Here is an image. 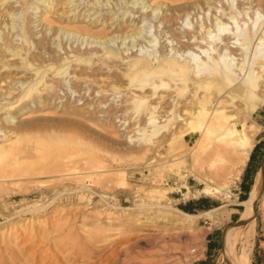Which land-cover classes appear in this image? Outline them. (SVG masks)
I'll return each mask as SVG.
<instances>
[{"label":"bare ground","instance_id":"1","mask_svg":"<svg viewBox=\"0 0 264 264\" xmlns=\"http://www.w3.org/2000/svg\"><path fill=\"white\" fill-rule=\"evenodd\" d=\"M78 1L86 3L85 6H89L88 10L93 9V13L98 14L93 19H90L89 14L82 16L89 24L98 22V25L106 28L114 27V30L125 24L133 29L121 35L96 37L85 29L80 31L66 26H54L53 20L48 18L45 21L48 32L51 33L49 32L46 37L47 32L44 28V36L35 38L34 23L28 24L27 19L28 16H32L29 15L32 12L29 10L32 3H35L32 8L36 9L34 15L40 18L47 12H52L57 4L65 5L67 10H63L62 13L67 14L71 10L70 7L74 6L72 9L79 7ZM141 1L0 0V158L2 159L0 163L2 168L7 169L5 173L1 172L2 168L0 169V183L3 184L7 179L26 180L25 184H33H31L33 191L43 193L52 190L51 196L49 195L50 197L48 196L49 198L42 204L47 205L46 207L62 199L63 190L58 189V184H62L63 188L66 184L70 186L72 184L70 191L68 187L66 188L69 196L65 199L73 200L74 192L88 189L91 195L80 194L78 201H85L84 198L88 197L90 204L93 191L88 182V179L92 180L89 175L94 171L101 172L105 167L107 169L108 165L106 166L99 152H94L96 147L93 144L96 142L92 144L87 138L86 122L107 121V116L103 117L104 110H99L105 100L98 101V99L108 91L113 92L114 95L120 93L121 86L117 83L119 80H125L124 91L128 96L123 101H126L127 105L123 104L111 109L109 107L105 115L113 109V114L119 111L127 113V109L131 110L130 116H119L118 119L120 125L124 126L123 129L133 127L123 131L130 139L128 142L139 141L142 144L141 152L145 155L150 151L157 153V148L164 139L172 147L176 141H187L185 136L196 135L193 141L187 143H189L188 155L194 163L189 167L190 172L195 179L204 184L202 188H198V192L213 197L227 195L229 184L239 176L259 131L258 126L253 124L250 126L254 129L246 128L243 115L250 116L259 106H264V92H261L260 84V79L264 77V51H262L264 24L260 26L258 17L254 16L256 14L260 16V10L264 11V0ZM16 2L19 5L14 6ZM125 6L128 8L124 9ZM132 6H135L134 14L138 13L136 18L133 14V16L129 15ZM119 9L122 10L117 12ZM18 12L20 16L16 18L15 14ZM26 13L28 16H25ZM250 13L253 17H247ZM153 17L156 18L155 21L153 20L154 30L152 34H147L150 30L145 23L144 26L140 23L145 20L147 24L153 22L151 19ZM193 17L195 23L187 21L189 18L192 20ZM246 19H250V22L248 23ZM161 24V30L157 31ZM60 31L67 36L82 34L83 37L74 47L71 46L72 42L69 43L71 48L68 49L66 42H62L63 35H59ZM165 33L169 34L170 42H165L161 46L165 39L161 43L160 39ZM78 40L79 37L75 39L77 43ZM229 40H232L231 45ZM83 42L84 47L81 46ZM155 43L158 44L157 48ZM33 45L39 51H31ZM143 46H146V49ZM237 51L240 53L235 54ZM235 59L236 62H231ZM92 65L110 71L104 79H98L99 83L104 82V85L91 89L90 94L96 92L98 98L91 102L84 100L82 104L87 106L82 109L67 101L51 103L52 98H58V92L62 90L61 79L65 80L71 75L74 84L79 80L86 82L92 74H87L84 67L90 68ZM13 71H16L14 75L18 71L31 72L32 75L11 76ZM88 89L89 87L86 91ZM83 96L84 94L80 98ZM238 100L243 101L244 107L241 103L243 110L233 105ZM165 102L167 105H164ZM48 104L58 108L65 117L41 115L42 117L19 119L21 116L41 111L43 109L41 107ZM231 105L241 113L239 114L238 111L229 113L226 109ZM90 106L92 108L88 109ZM95 109L99 111L96 116L92 115ZM111 124L115 125L113 122ZM237 125L240 127L238 128ZM132 131L133 133L130 134ZM123 132L117 131L119 134ZM167 132L171 133L169 138L166 136ZM73 154L78 159L75 157L72 159ZM227 156L233 157L228 159ZM113 157L112 159H115ZM179 159L180 157L174 158L172 161L175 162L165 165L163 169L183 177L179 169L180 163L177 162ZM195 160L202 162L199 167L194 166ZM151 161L153 160L149 162ZM153 165L157 167V164ZM96 184H99V181H96ZM107 185L111 186L110 183ZM182 187L186 189V193H189L190 190L185 183ZM260 188L261 179L258 177L248 197L238 202L243 207L239 219L246 222L229 225L223 231L222 248L225 235L230 232V240L222 250V255H225L224 264L251 263L250 253L255 234L253 203L258 197ZM32 189L25 187L23 190H18L23 195L22 200L35 195ZM99 194L106 205H113L107 200L108 193L104 189ZM261 201V206H264V195ZM221 207H214L198 214L178 209L172 215L175 220L192 222L193 219L210 215L211 211ZM41 208L42 206L27 208V214L37 213ZM21 212L16 211L12 217L20 216ZM238 244L240 248L237 251ZM80 247L87 246H77V243L71 240L65 248L72 252L80 250Z\"/></svg>","mask_w":264,"mask_h":264},{"label":"rangeland","instance_id":"2","mask_svg":"<svg viewBox=\"0 0 264 264\" xmlns=\"http://www.w3.org/2000/svg\"><path fill=\"white\" fill-rule=\"evenodd\" d=\"M144 1L145 0H142L141 2ZM78 2L80 3L79 7L76 9H72L74 6L70 7L71 10L67 14L62 13L63 10H67V7L63 4H57L52 12H47L40 18L34 15L36 9L32 7L35 3H32L29 8V10L32 11L29 15L32 16L29 17L27 13L25 16H28V24L31 25L34 23L33 33L36 34L35 38L44 36V28L47 32L45 36L51 33V31H49L50 33L48 32L46 26L47 22L45 20L48 18L53 20L54 26H66L76 28L80 31L87 30L88 33L96 37L110 34L121 35L133 29V27H129L125 24H122L115 30L113 29L114 27L106 28L98 25V22L89 24L87 20H83L82 16L89 14L91 16L90 19H93L98 14L93 13V9L88 10L89 6H85L86 3H81V1ZM17 5H19L18 2L14 4V6ZM117 8L118 6H116L115 9ZM125 8H128V6H125L124 9ZM148 9L149 8H147V10ZM121 10L122 9H119L117 12ZM131 10L129 15H134L136 18L138 13L134 14L135 6H132ZM71 15L72 17H70ZM74 15L75 18L73 19ZM15 16L17 18L20 16V13L18 12ZM113 16L114 15H112V17ZM249 16L253 17V14L250 13L247 17ZM254 16L258 17L257 21L260 26L264 24V11L260 10V16L257 14ZM153 18H151L152 21H155L156 18ZM30 20L33 22L31 23ZM145 21L140 23V25L144 26L145 23V26L150 30L147 34H152L154 30V21L148 24ZM187 21L195 23V17H193L192 20L189 18ZM246 21L249 23L250 19H246ZM178 22H180V20ZM258 23L256 25H258ZM114 24L112 26H114ZM176 25L178 26V24ZM161 27L162 24L156 30L160 31ZM174 27L175 26H173V28ZM61 34L63 35L62 42H66V47L68 49L71 48L69 43L72 42L71 46L74 47L76 44L80 43L83 37L81 36L82 34L80 36L71 34L67 36L66 33L60 31L59 35ZM72 36L75 37L72 38ZM78 37L79 40L77 43L75 39ZM163 39H165V41L161 43ZM88 40L90 41V38H88ZM117 42H119V39ZM165 42H170L168 33H165L160 39L161 46L164 45ZM231 42L232 40H229L230 45ZM81 46H85L84 42ZM81 46L80 48H82ZM157 46L158 44L155 43L156 48ZM143 47L145 48L146 46ZM148 48L149 47H147V49ZM61 49L62 47L59 48V50ZM134 49L135 48H133V50ZM31 51L37 52L39 49L33 45ZM128 52H130V50ZM238 53L240 52H235V54ZM230 57H232V54ZM239 57L241 58V56ZM231 62H236V59L231 60ZM84 68L87 74H92L93 76H89V80L86 82H81L80 80L77 82L75 81V84L71 75H68L65 80L64 78L61 79L60 84L63 85L62 90H59V94L57 95L58 98H52L53 100H51V103L54 102L56 104L57 102L67 101L71 105H76L80 107L79 109H82L87 106V104H82L84 100H90L91 102L99 97L96 92L90 94L91 89L104 85L105 83H99L98 79H104L110 71L99 69L97 65L96 67L92 65L90 68L86 66ZM15 72L16 71H13L11 76L24 77L32 75L31 72L24 71H18L14 75ZM110 74H112V72ZM95 80H98V82ZM124 83L125 80H119L117 83V85L121 86L120 89L122 91L120 93L114 95L113 92L108 91L98 99V101L105 100V103L101 104L99 110H104L103 117L107 116V121L100 122L97 120L96 123L98 122V125H96L95 122H86L88 131L86 130L87 134H85L92 144L96 142V144H93V146L96 147L94 152H99L98 154L105 160L106 166L108 165L107 169H105V167L101 172L94 171L95 173L92 172L89 175L95 183L93 184L92 180L88 179L89 184H91L90 188H92L91 190L93 191L90 204L88 197L84 198L85 201H78L80 194H84L85 196L91 195L88 189H83L77 193L74 192L75 196L73 200L65 199L69 196V191L73 187L72 184L70 186L65 183L66 186H64V188L62 184H58V189L61 188L60 190H63L62 199H60L58 203L46 207L47 205L42 204L51 196L53 193L52 190H49V192L47 190V192L45 191L43 193L37 192V190L33 191V187H31L33 184H25L27 182L26 180L7 179L3 184L0 183V264H59V262L60 264H202L209 259L211 260L210 264H224L225 255H222V250L230 240V232L225 235L223 248L220 240L221 234L226 227L232 225L239 219L243 210V207L242 209L237 208L239 206V196L241 195L239 186L241 172L239 176L229 184V192L227 195L222 194V196L213 197L212 195L198 192V188H202L204 184L195 179L190 172L189 167L192 166L193 162L188 155L189 143L187 142L193 141L196 135L185 136L187 141H176L172 147L164 139L159 148H157V153L156 151L154 153L150 151L143 155L141 152L142 144L139 143V141L135 143H132V141L128 142L130 139L125 132H123L125 130L123 129L124 126L120 125V121H118L119 116H130L131 113L129 114V112L131 110L127 109L128 112L127 110L125 111L128 114L123 111L113 114V109V111L105 115L106 111L112 107H119L123 104L127 105L126 101H123L128 96V93L124 91ZM260 84L261 92H264V77L260 79ZM87 87H89L88 91H86ZM82 94H84V96L80 98ZM106 95L108 96L106 97ZM92 97L93 99H91ZM166 103L167 102H165L164 105H167ZM241 103L244 107V103L241 100L235 101L233 105H236L237 108L240 109L242 107ZM233 105H231L232 107L229 106L226 110H229V113L238 111L240 114V110L243 107L238 110L236 107L233 108ZM41 108H43L41 111L21 116L19 119L22 117L28 119L37 116L44 117V115L45 117L54 116L55 118L65 117L58 108H53L52 104L45 105ZM91 108L92 106L88 109ZM255 112L264 114V106H259L250 116L245 117L243 115L244 118H242L246 120H243L244 125L250 130L254 129L250 124L258 126L259 131L255 137L256 139L257 137L264 138V122L260 123L254 120L253 116ZM98 113L99 111L95 109V113L92 115L96 116ZM108 117L111 118L110 121H108ZM112 122L115 124L114 126L111 124ZM237 127L239 128L240 126L237 125ZM131 128L133 127H126V130ZM118 130H122L123 133H117ZM172 131L174 132V130ZM172 131L171 133H173ZM132 133L133 131L130 134ZM171 133L167 132L166 136L169 138ZM97 145H99V147ZM182 147L183 149H181ZM98 149L100 151H98ZM101 152H104V154ZM96 156L97 154L94 155V157ZM175 156L178 158L180 157L177 162L180 163L179 169L183 177L176 176L163 169L165 165L175 162L172 161L176 158ZM74 157L78 159L75 155L72 159H74ZM112 157L116 160L112 159ZM232 157L233 156H227L228 159H232ZM71 158L68 159L70 160ZM1 160L0 158V161ZM150 160L153 161L149 162ZM194 162L195 167H199L202 163L200 160H195ZM153 164H157V167ZM1 168L2 164L0 169ZM1 172L5 173L7 169L2 168ZM258 177L261 179L259 171L256 178L253 179L251 186H253ZM95 180L99 181V184H96ZM109 183L111 186L107 185ZM183 183L188 186L190 190L189 193H186V189L182 187ZM25 187L32 189L35 195L26 200H22L23 195L21 192H18V190H23ZM102 189L108 193L107 200L113 205H106L104 201L100 199L99 193H101ZM198 197H205L218 203V206L222 207L218 210L211 211L210 215L197 217L193 219L192 222L175 220L172 214L180 209L179 207L187 200L196 199ZM261 203L262 201L259 200L256 214L253 212L255 219V234L250 258L255 260V264H264V238H262L264 236H260L261 233L264 234V206H261ZM41 206V210L37 213L28 212L29 214H27V208ZM18 210L19 212L22 211L21 215L12 217ZM99 233L100 235H98ZM211 236L214 237L217 247L214 251L207 254L206 246L208 240H211ZM71 240L75 241L77 246H87V249L85 247H80V250L69 252V249L65 247L69 245ZM239 248L240 244L237 246V251ZM208 255L211 256L208 257Z\"/></svg>","mask_w":264,"mask_h":264},{"label":"crops","instance_id":"3","mask_svg":"<svg viewBox=\"0 0 264 264\" xmlns=\"http://www.w3.org/2000/svg\"><path fill=\"white\" fill-rule=\"evenodd\" d=\"M253 117H254V120L256 122H260V123L264 122V114H261L260 112H255ZM261 141H264V138L257 137V139H256V137H255V142H254L253 148H254V146L258 145ZM253 148L248 155V159H247L246 163L244 164V166L241 169V180L239 181V186L243 180H245L246 182L250 181V183L252 185L253 179L256 178V175H257L258 171L260 170V167L262 164V157H264V146L258 145L254 152H253ZM240 189H241V186H240ZM240 192H241V194L243 193L242 189ZM202 198H205V197H198L196 199H190V200H187L186 202H184L183 204H186L187 202L191 201L192 203L189 204V207L193 208V210L195 211L194 213H199V212H202L205 210H209V209H212V208L217 207L219 205L218 203L211 201L209 199H207L206 202H204V201L202 202L201 201ZM204 205H209V206L210 205H217V206H211L209 208H200V207H203ZM260 236H264V234L261 233ZM221 237H222V234H221ZM221 237H220V240H221ZM262 238H264V237H262ZM221 244H222V241H221ZM216 247H217V245H215L214 237L211 236V240H208V244L206 246L207 254L211 251H214L216 249ZM209 256H211V255H208V257ZM210 261L211 260L209 259L206 262H203L202 264H210ZM250 264H255V260L251 259Z\"/></svg>","mask_w":264,"mask_h":264},{"label":"trees","instance_id":"4","mask_svg":"<svg viewBox=\"0 0 264 264\" xmlns=\"http://www.w3.org/2000/svg\"><path fill=\"white\" fill-rule=\"evenodd\" d=\"M258 145L264 146V141H261ZM258 145L254 146L253 152L256 150V148H257ZM240 186H241V189H242V192L243 193L239 196V199L240 200H244V199H246L248 197L247 194L249 193V191L251 189V183H250V181H247L246 182L245 180H243L241 182ZM201 201L202 202L203 201L206 202L207 201V198H202ZM191 203L192 202L189 201L186 204L181 205L179 208L182 209V210H184L185 212L194 213L195 211L193 210V208L189 207V204H191ZM211 206H217V205H210V206L209 205H204L203 207H200V208H209ZM237 208L242 209V207L240 205Z\"/></svg>","mask_w":264,"mask_h":264},{"label":"water","instance_id":"5","mask_svg":"<svg viewBox=\"0 0 264 264\" xmlns=\"http://www.w3.org/2000/svg\"><path fill=\"white\" fill-rule=\"evenodd\" d=\"M260 171H261V188H260V191H259L257 199L253 203V211L255 213H256V210H257L258 202H259V200H261L262 195H264V157H262V164H261V167H260ZM245 222H246L245 220L238 219L233 224L234 225H239V224H244ZM222 237H223V232H222ZM222 237H221V241H222Z\"/></svg>","mask_w":264,"mask_h":264}]
</instances>
